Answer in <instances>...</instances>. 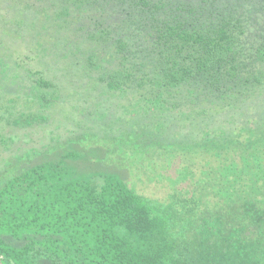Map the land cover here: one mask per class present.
<instances>
[{
  "label": "trees",
  "instance_id": "trees-1",
  "mask_svg": "<svg viewBox=\"0 0 264 264\" xmlns=\"http://www.w3.org/2000/svg\"><path fill=\"white\" fill-rule=\"evenodd\" d=\"M128 2L143 44L130 27L113 40L105 28L89 32L85 44L107 47L118 65L96 74L107 56L86 50L65 83L75 84L70 98L89 102L96 89L121 98V115L0 170V264H264V106L249 104L264 72L244 74L239 23L207 0ZM87 3L63 5L50 30L68 23L73 5L88 12ZM34 37L27 59L45 67L59 45ZM73 50L65 40L66 60ZM8 59L0 56L2 76ZM26 72L24 109L16 110L22 97L0 104V122L19 128L47 121L65 101L58 75ZM131 175L171 192L146 197Z\"/></svg>",
  "mask_w": 264,
  "mask_h": 264
},
{
  "label": "rangeland",
  "instance_id": "rangeland-1",
  "mask_svg": "<svg viewBox=\"0 0 264 264\" xmlns=\"http://www.w3.org/2000/svg\"><path fill=\"white\" fill-rule=\"evenodd\" d=\"M76 0H0V56L8 57L11 62L8 74L0 75V104H7L10 98L22 97L18 99L17 109H24V94L32 79L28 77L27 70H42L45 75H58V80L64 87V102L50 111L49 119L37 123L32 127L19 128L8 125L5 121L0 122V170L6 168L8 163H15L18 156H22L26 151L32 148H42L51 145L54 140L65 139L71 131L81 134L83 131L94 129L98 131L104 125L119 115L121 112L117 103L124 102L121 98L106 99L100 95L98 89L91 90L89 102L83 99H77L80 95H73L70 98L67 93L74 90L75 84H65L67 80H74L75 75L69 66L73 68L75 62H80L82 54L86 50H94L101 58L107 56V47H99L94 43H86L89 32H95L98 29L105 28L109 32V39H114L123 32L132 30L134 44L141 43L143 36L137 33L136 29L138 16L133 13L131 17L130 5L128 0H88L86 4L88 12H81L75 9L73 5L72 16L68 23L60 29H51L54 24L51 19L55 13H58L66 3H74ZM193 2L196 6L203 4L202 0H179ZM209 4L215 6L230 16L231 19L239 23L236 33L239 39L240 65L246 76L258 75L264 72V0H207ZM207 12V11H206ZM35 24V25H33ZM19 26L22 30L18 31ZM36 26L35 28H33ZM6 27V29H5ZM10 31L7 33L3 30ZM40 32L45 40H55L59 45L54 52L47 56L45 67L39 62L38 58L27 59L28 55L36 56L34 51L29 49L34 41V34ZM18 32V33H17ZM6 33V34H5ZM74 44L76 54L68 55L69 60L64 57V42ZM73 41L81 42L76 45ZM77 46V47H76ZM137 47V46H136ZM138 48V47H137ZM146 45L139 47L138 61L145 53ZM78 49V50H77ZM106 59V60H105ZM102 62L100 72L106 69H112L118 65L117 60H110L105 57ZM143 60V59H141ZM140 60V61H141ZM77 68V67H76ZM66 69H69L68 75H65ZM17 76V77H15ZM262 93H256L249 98L256 100L259 107L264 106V87ZM96 104L100 107H96ZM82 110L84 113L80 112ZM105 114V118L100 115ZM222 117L217 118V124L222 121ZM92 128V129H91ZM4 141V142H3ZM108 166V162L105 164ZM135 182L137 191L149 198L164 200L167 198L171 189L167 185L149 183L141 176L131 175L128 178Z\"/></svg>",
  "mask_w": 264,
  "mask_h": 264
}]
</instances>
